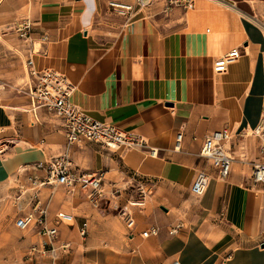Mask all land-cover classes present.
<instances>
[{
  "label": "crops",
  "instance_id": "0c3cea01",
  "mask_svg": "<svg viewBox=\"0 0 264 264\" xmlns=\"http://www.w3.org/2000/svg\"><path fill=\"white\" fill-rule=\"evenodd\" d=\"M87 1L90 14L81 11L82 0H0V179L20 170L41 177L43 170L34 164L64 154L78 173L100 175L106 198L98 208L79 190L62 200L54 192L46 201L38 197L48 223L59 213L71 217L58 221V240L40 262L73 264L79 257L74 241L85 223L80 239L88 231L92 237L95 227L112 232L108 226L115 225L129 232L128 245L144 264H264V185L252 183L250 171L235 172L232 166L219 178L200 156L212 131L226 128L240 145L238 137L264 119L263 62L247 41L257 33L246 22L248 0H193L186 10L157 0L145 8L135 5L128 17L112 15L108 0ZM218 7L224 28L207 30L206 20H213ZM23 18L33 23V46L40 33L48 35L34 54L10 29ZM240 45L248 51L228 59L223 71L213 70L218 55ZM27 56L36 69L52 68L74 84L70 101L82 112L139 134L145 146L67 145L61 119L43 108L35 115L30 109ZM249 162L240 163L248 168ZM197 170L207 171L209 179L201 195L191 196L196 202L191 205L189 186ZM138 186L145 195L150 192V206L132 208L136 222L129 229L120 214L111 216L116 201L110 196L122 203ZM73 201L77 206L68 204ZM77 207L79 217L69 210ZM178 222L182 226L169 235ZM150 225L159 227L158 234L142 236ZM114 237L120 243L125 236ZM62 242L69 243L66 252Z\"/></svg>",
  "mask_w": 264,
  "mask_h": 264
},
{
  "label": "built area",
  "instance_id": "2783aa9c",
  "mask_svg": "<svg viewBox=\"0 0 264 264\" xmlns=\"http://www.w3.org/2000/svg\"><path fill=\"white\" fill-rule=\"evenodd\" d=\"M151 0H136V2H126L122 0H108L110 11L119 16L128 17L134 10L135 5L143 7L150 3ZM172 3L180 6L183 9H189L193 6V0H168L166 7ZM33 25L29 19H24L16 27L18 37L30 43V54L39 51L33 46ZM39 44H44L48 41V35L42 34L37 37ZM240 49L234 47L228 52L217 57L213 62V70L221 72L226 68L228 59L237 58L240 56ZM27 67V75L29 82L26 85V94L28 103L32 113L35 115L37 108H43L45 111L54 113L62 120L63 135L67 145H74L81 141H93L102 144L110 149L123 148H143L145 146L144 139L133 131L121 129L109 122H102L92 118L82 112L76 105L70 101V97L75 89L69 79L61 72L52 68L36 69L32 59L27 56L25 60ZM253 134L258 139V150L260 157L256 161H252L250 167V181L252 183H260L264 185V119H261L253 129ZM181 133L176 135V146L179 148ZM230 139V132L226 128L214 130L203 139V144L200 151V156L205 158L209 165L219 178L225 179L232 166L233 158L229 149L224 143ZM151 155H155L156 150L149 149ZM35 169H42L45 172L44 176L33 177L29 175L28 181L31 183V189L44 184H57L65 186L69 192L79 190L84 192L87 200L94 207L99 206V201L103 197L101 188L100 175H85L78 173L70 167L66 155H58L45 160L36 162ZM209 175L205 170H197L189 186V191L192 195H201L208 184ZM139 200L132 201L134 204H142L146 197L145 191L138 186L137 190ZM21 192H25L24 190ZM32 202L29 213H22L15 221L14 226L17 229L25 230L30 227H35L39 236L43 239L38 246L33 245L27 253V259L34 264H44L40 260L52 252L51 242L57 239L58 221L64 222L63 219H71L69 215L58 214L52 223L46 221V208L39 202L38 196L34 193L27 201ZM121 215H123L126 226L131 229L134 225V218L130 211H125V206L120 207ZM182 226L180 222L168 229L169 234H174ZM159 227L155 225L148 226L141 232L142 236L157 235ZM80 236L86 234V225L82 223L78 228ZM49 245V249L46 248ZM60 248L66 252L69 249V243L62 242Z\"/></svg>",
  "mask_w": 264,
  "mask_h": 264
},
{
  "label": "rangeland",
  "instance_id": "374dc122",
  "mask_svg": "<svg viewBox=\"0 0 264 264\" xmlns=\"http://www.w3.org/2000/svg\"><path fill=\"white\" fill-rule=\"evenodd\" d=\"M130 1H132V3L136 2V0H130ZM154 1L157 0H151L150 3L148 4H151ZM167 2L168 0L166 1V3ZM248 2H249V6L245 14L249 17L245 19L248 25H251L254 28V30H256L257 33L254 34L251 33L249 35L250 38L248 37L247 41H250V43L252 44L253 47L251 49L255 50L254 55H256V59H258L260 62L261 61L263 62V66L261 69V73L263 74L264 73V0H248ZM81 3H82L81 11L90 14L89 12L90 9L88 5L89 2L87 0H82ZM148 4L144 5L143 7H139L138 5L136 6L138 8H145V6H147ZM171 6H178V5L172 3ZM112 15L115 16V14L113 13ZM24 19L26 20L27 18L19 19L18 22L14 24V27L11 26L10 29L14 30L17 33L16 27L19 23H22ZM32 29H33V33L35 34L34 28ZM42 34L45 33H40L39 35ZM244 46L247 45L244 44ZM34 48L35 49L39 48L40 50L39 42L35 43ZM238 48H240L241 51L240 54L243 53L245 50L248 51V49H244L243 47H241V45ZM217 57H219V55ZM253 129L254 127L249 128L243 136L238 137L239 142H241L240 145L238 143H233L234 139L232 136H230V139L227 142H225L226 147L229 146L228 148L229 151L231 152V156L233 157V161H234L232 163V171L234 170L235 172H239V173L241 172L244 173L243 171H246L248 175L250 171V166L246 168L247 166L245 167L242 166L240 162H244V161L252 162L254 158L258 159L260 157V153L257 146L258 139L257 137L253 136L254 135ZM44 175L45 172L43 170L41 176ZM26 177L28 176L24 174V171L20 170L19 172H15V173H6L5 177L0 179V250L3 251V253L0 254V264H34V262L29 261L27 259V253L30 247H32L33 245L39 246L42 243L43 239L39 236L37 229L35 227H30L25 230H20L14 226L15 219L22 213H26L27 211H29L30 207L32 206V202L27 205L26 201H28V199L32 197L34 193L43 201H46V199L48 198V193H52V192L57 194L60 200L69 198L68 189L66 187H63L62 185H57V184L55 185V183L36 186V188L32 190L31 189L32 185L28 181V179H26ZM29 183L30 185H27ZM246 185L249 187L252 186L251 183L249 185L248 184ZM23 190L25 192H21ZM258 192L260 191L257 190L255 193ZM132 194L133 195L131 197H128L127 199H124V197L126 196L123 195L122 203L119 201L118 197H114V195L110 196L116 201V206L114 207L111 216H116L118 214L121 215L120 212L121 206L123 207L127 205L126 209L130 211L131 215H134V213L137 214V212L133 211L132 209L134 207H136L137 209H145L150 206L149 203L151 199L149 196L150 192L148 193L149 195H146L144 202L142 204L132 203V201L139 200L137 191H133ZM82 195H83V200L87 201L84 193ZM189 195L191 198L189 199V203L191 205H196L195 204L196 202L194 201L195 199L191 197L193 195H191L190 193ZM105 200H106L105 197H102L100 199L98 208L99 207L101 208L103 206ZM19 202L24 203L23 205L24 208L18 209ZM68 204L71 207L77 206L74 203V201L73 203H68ZM21 210L24 211L22 212ZM69 210L72 211V214L77 215L79 217L80 212L78 210V207L75 209L69 208ZM59 215L62 217L61 214ZM197 215L198 212L193 213V217ZM119 219L124 220L123 215H121ZM63 220L64 222L71 221V219L69 218ZM108 227L112 229V232L100 231V229H97L95 227L93 229L94 233H92L93 238L92 237L89 238V231H88V235H86V237L83 239H80V237H78L79 235L78 236L76 235L77 238L74 242H76L77 244L76 246L79 251L78 252L79 257L73 260V264H144V262L139 257V255L136 252H132L133 251L132 248L128 245L127 233L129 232H127L126 230L118 229L117 226L115 225ZM142 227L143 226H141L140 229H142ZM116 235H122L125 237L122 239V242L117 243L114 237ZM151 252L154 251L151 250ZM130 257L131 259H129ZM42 259L47 260L48 258L47 256H44L42 257Z\"/></svg>",
  "mask_w": 264,
  "mask_h": 264
},
{
  "label": "bare ground",
  "instance_id": "6f19581e",
  "mask_svg": "<svg viewBox=\"0 0 264 264\" xmlns=\"http://www.w3.org/2000/svg\"><path fill=\"white\" fill-rule=\"evenodd\" d=\"M142 1H146V0H142ZM206 10V9H205ZM207 11V10H206ZM222 9H220L219 7L218 8H215L214 9V14L212 15L214 18L213 20H211L209 22V20L207 19L206 22L208 24V27L206 28L207 30H213L214 29H220V28H224V18L222 16ZM239 13V12H238ZM190 20V18H189ZM198 20V19H197ZM254 21V20H253ZM254 136V135H253ZM131 203V202H130ZM26 204L28 205L29 203L26 201ZM132 204V203H131ZM24 203H20L18 204V209H22L24 208L23 207ZM22 212L24 210H21ZM27 213H29V211H27ZM3 251L0 250V254H2Z\"/></svg>",
  "mask_w": 264,
  "mask_h": 264
}]
</instances>
